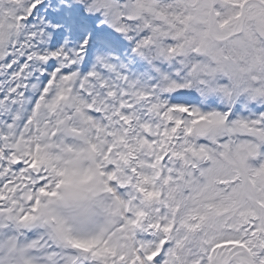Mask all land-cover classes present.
<instances>
[{"label": "snow or ice", "instance_id": "1", "mask_svg": "<svg viewBox=\"0 0 264 264\" xmlns=\"http://www.w3.org/2000/svg\"><path fill=\"white\" fill-rule=\"evenodd\" d=\"M0 264H264V0H0Z\"/></svg>", "mask_w": 264, "mask_h": 264}]
</instances>
